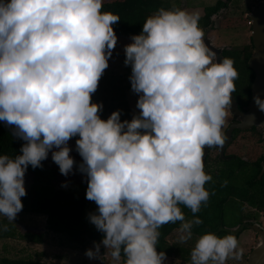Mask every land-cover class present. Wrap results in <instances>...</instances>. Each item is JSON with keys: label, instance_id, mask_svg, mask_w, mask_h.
<instances>
[{"label": "clouds", "instance_id": "clouds-1", "mask_svg": "<svg viewBox=\"0 0 264 264\" xmlns=\"http://www.w3.org/2000/svg\"><path fill=\"white\" fill-rule=\"evenodd\" d=\"M102 8L103 0H0V121L23 141L20 154L0 155V216L16 219L28 167H42L51 152L62 175L75 166L86 176L85 197L97 206L88 219L104 235L85 251L89 259H101L103 245L112 264H164L159 229L179 222L178 240L187 242L202 223L195 214L207 204L205 184L212 180L204 149L224 144L238 73L231 58L218 62L205 44L198 11L159 8L124 46L139 112L131 120L121 121L120 110L101 119L103 105L92 94L120 21ZM253 101L264 112V99ZM77 136L79 164L68 145ZM240 256L234 235L205 233L190 264Z\"/></svg>", "mask_w": 264, "mask_h": 264}, {"label": "trees", "instance_id": "trees-1", "mask_svg": "<svg viewBox=\"0 0 264 264\" xmlns=\"http://www.w3.org/2000/svg\"><path fill=\"white\" fill-rule=\"evenodd\" d=\"M226 6L220 0L214 6L204 8V14L198 22L203 32L212 27L210 18ZM159 8L172 9L173 7L166 0H103L102 11H110L120 17V21L113 25L116 36L130 38L132 35L140 34L145 18ZM252 51L253 45L250 38L248 46L235 51L223 50L221 54L222 58L227 57L234 61L233 66L238 73V78L234 81L235 91L232 93L241 111L248 107L251 98L254 74L248 63ZM250 130L261 137L256 128L253 127ZM78 138L77 136L72 139ZM22 143V140L16 138L13 127L0 121V155L14 157L20 154ZM41 163L42 167L33 169L29 166L25 173L31 176V183L26 196L21 198L23 209L19 213L44 216L47 231L65 236L76 246L100 242L104 234L99 232L88 219L89 213L96 211V204L86 199L85 195L59 188L56 182L63 179L59 168L48 167L45 160ZM211 163L215 165L214 169L210 168ZM258 164V162L239 158L219 160L217 156L216 160L212 161L208 155L204 171L212 177V180L205 184L210 196L207 204L202 205L200 211L195 214L202 223L193 226L194 236L214 233L223 237L231 234L238 241L242 231L246 230L243 223L248 220H258L259 215H264V174L258 179L260 173ZM180 207L186 219L193 218V213L188 208L183 205ZM6 227V231L0 230V237H13L14 234L9 230L10 226L6 225ZM178 227L179 222L164 224L159 229L157 251H164L167 257L177 256L184 263L190 264L191 248L168 242L169 237ZM20 236L35 244H40L43 238L41 234L32 233ZM1 263L38 264L30 260L8 259H2Z\"/></svg>", "mask_w": 264, "mask_h": 264}, {"label": "rangeland", "instance_id": "rangeland-1", "mask_svg": "<svg viewBox=\"0 0 264 264\" xmlns=\"http://www.w3.org/2000/svg\"><path fill=\"white\" fill-rule=\"evenodd\" d=\"M170 2L173 8H180L189 12L198 11L200 18L204 14V8L214 6L220 0H166ZM227 6L221 8L217 14H214L210 21L212 27L204 32V39L209 40L213 51L217 54V58L222 59L221 50H240L250 44V24L248 21L249 14L263 0H222ZM248 11H250L248 13ZM250 20V19H249ZM131 43V39L127 37L117 36V44L112 51V55L108 60V68L104 71L99 80L98 88L92 94V102L103 105L102 111L99 113L101 119H107L113 111H121V121L131 120L133 114H137L139 109L136 108L138 94L131 90L129 76L131 75V67L125 66L124 46ZM227 111L225 123L222 127L223 135L229 128L234 116ZM236 119V118H235ZM257 128V127H256ZM261 135L263 130L257 128ZM225 137V136H224ZM257 134L248 131H242L240 138L225 149L224 156L231 158H239L246 161H254L259 152L264 153V143L257 144ZM69 147L72 149L70 156L76 164L82 161L75 150V140L68 141ZM257 152V153H256ZM217 150H210L209 156L212 161L216 160ZM48 167L58 168L51 159V152L45 160ZM210 168L214 169L215 165L210 164ZM61 181L56 183L58 187L85 195L87 188V178L76 170L74 166L72 173L62 177ZM31 183V176L25 174L24 186L28 191ZM247 209V208H246ZM249 210V209H247ZM252 220L246 223H259L264 227V215H259L258 220ZM9 225V230L14 234L13 237H0V264L2 259L8 260H25L33 261L38 264H112L109 255L110 250L100 248L101 259H89L85 255V251L93 248V242H89L84 246H76L71 243L65 236L54 234L45 229V217L42 215H30L26 213H18L16 219L11 222L6 217L0 216V230ZM250 225V226H251ZM25 233L41 234L43 236L40 244L28 242L21 238L20 235ZM178 232L175 231L168 239L170 244L182 247L193 248L197 240V236L187 242L178 240ZM259 236L248 226L242 231L238 239V250H241L239 259L229 258L226 264H247V256L251 250L258 244ZM100 243V242H96ZM164 264H186L179 257H167Z\"/></svg>", "mask_w": 264, "mask_h": 264}, {"label": "water", "instance_id": "water-1", "mask_svg": "<svg viewBox=\"0 0 264 264\" xmlns=\"http://www.w3.org/2000/svg\"><path fill=\"white\" fill-rule=\"evenodd\" d=\"M250 19V38L253 45L252 55L249 59V68L254 74L251 84V98L246 109H239L237 101L233 93H231L232 103L228 108L232 116L236 118L232 122L225 134L223 146L205 147L203 164L205 166L210 150L218 151V159L226 160L229 157L224 156L225 149L232 142V133L234 130H248L252 127H257L263 130L264 137V112L258 110L253 101V96L258 95L264 99V0L249 14ZM205 44L213 51L208 39H204ZM223 50H221L222 53ZM219 62V58H218ZM264 174L263 168L258 175V179ZM258 236V244L251 250L247 256V264H264V227L259 223H253L249 226Z\"/></svg>", "mask_w": 264, "mask_h": 264}, {"label": "flooded vegetation", "instance_id": "flooded-vegetation-1", "mask_svg": "<svg viewBox=\"0 0 264 264\" xmlns=\"http://www.w3.org/2000/svg\"><path fill=\"white\" fill-rule=\"evenodd\" d=\"M236 119L235 118H233V120L231 121V123L232 122H234ZM253 128V127H252ZM254 128H256V127H254ZM228 129V128H227ZM226 129V130H227ZM251 129V128H250ZM250 129H248L249 131L248 132H250V133H252L253 135L254 134H256L254 131H252V130H250ZM257 129V128H256ZM237 130V129H236ZM236 130H234L233 131V133H232V142H234L238 137L240 138V134H241V132L242 131H247V130H240V131H236ZM257 131H259L258 129H257ZM226 132V131H225ZM224 136H225V134H224ZM259 137V139L258 140H256V143L258 144H262V143H264V137H263V135H261V137L260 136H258ZM231 142V143H232ZM231 145V144H230ZM229 147V146H228ZM227 147V148H228ZM226 148V149H227ZM226 151V150H225ZM257 153V152H256ZM217 158H218V154H217ZM229 158H231V157H229ZM246 161V160H245ZM254 163H259L258 165H259V167H260V172H261V170H262V168H263V164H264V153L263 152H259L258 154H257V157H256V159L253 161ZM260 174V173H259ZM253 222H254V220H252ZM251 221V222H252ZM251 224H249V223H243V227L244 228H246L247 229V227L248 226H250Z\"/></svg>", "mask_w": 264, "mask_h": 264}, {"label": "built area", "instance_id": "built-area-1", "mask_svg": "<svg viewBox=\"0 0 264 264\" xmlns=\"http://www.w3.org/2000/svg\"><path fill=\"white\" fill-rule=\"evenodd\" d=\"M250 24V23H249Z\"/></svg>", "mask_w": 264, "mask_h": 264}]
</instances>
